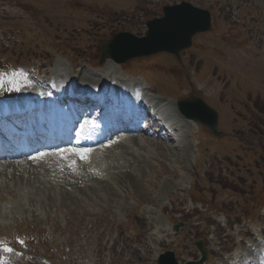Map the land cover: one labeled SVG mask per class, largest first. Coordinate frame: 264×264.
<instances>
[{
	"label": "rangeland",
	"instance_id": "374dc122",
	"mask_svg": "<svg viewBox=\"0 0 264 264\" xmlns=\"http://www.w3.org/2000/svg\"><path fill=\"white\" fill-rule=\"evenodd\" d=\"M183 1L211 13L209 32L193 38L180 61L158 54L120 67L171 103L199 97L218 113L223 134L189 122L179 141L120 142L102 152L120 155L106 158L103 181L0 175V235L17 244L13 234L21 233L36 244L16 264H155L167 251L184 264L198 260L196 242L226 262L243 249L236 233L252 239L249 223L264 230V126L250 111L264 114V0H10L26 19L0 16V68L49 63L52 73L63 64L77 84L90 76L92 86L98 79L90 74L107 61L99 64L103 43L122 31L142 36L163 6ZM107 68L122 76L118 66ZM15 84L3 81L0 97L17 94ZM9 202L12 208L1 209ZM218 219L234 241L216 227Z\"/></svg>",
	"mask_w": 264,
	"mask_h": 264
},
{
	"label": "water",
	"instance_id": "95a60500",
	"mask_svg": "<svg viewBox=\"0 0 264 264\" xmlns=\"http://www.w3.org/2000/svg\"><path fill=\"white\" fill-rule=\"evenodd\" d=\"M146 36L137 38L128 33H119L101 47L102 63L109 58L116 63L129 59L166 52L178 57V53L191 44V37L196 33L210 29V14L181 3L163 8V17L146 24ZM179 109L186 118L201 123L214 131L217 114L201 100L191 98L179 102ZM158 264H177L172 253L161 255Z\"/></svg>",
	"mask_w": 264,
	"mask_h": 264
},
{
	"label": "bare ground",
	"instance_id": "6f19581e",
	"mask_svg": "<svg viewBox=\"0 0 264 264\" xmlns=\"http://www.w3.org/2000/svg\"><path fill=\"white\" fill-rule=\"evenodd\" d=\"M112 66H116L111 60H107L106 61V64H105V67L104 68H102V69H99L98 70V72H100L101 74H100V76L101 75H106V76H108V72H109V68H107V67H112ZM63 67V66H62ZM89 68L92 70L93 68L91 67V66H89ZM92 77H88V76H82L81 77V79H80V81H79V83H78V85L80 84V85H87V84H90L91 82H93L94 80L93 79H91ZM88 81H90V83H87ZM162 100H163V98H161V99H159V102L157 101V103H160V102H162ZM172 107H174L175 108V104H174V102H173V104H172ZM175 110H173V114L176 116L175 118L177 119V122L180 124V126H178V127H176L177 129H178V131L180 130V129H182V127L184 128V127H187L188 126V124H189V122H192V121H190V120H187V119H184L183 118V116H181L180 114H178V112L177 111H175ZM176 128H173L172 130H173V132H175L176 131ZM132 141H136V143L139 145V143H140V139H138V138H136V137H128L127 139H124L123 140V142H121L122 144H124L125 145V143L127 144V145H129V144H131L132 143ZM140 145H142V144H140ZM63 152H65V151H63ZM33 161V159H31V162ZM98 163V162H97ZM93 167V171L95 172V173H97L98 171H99V164H98V166H97V164L96 163H94V165L92 166ZM41 168H43V167H41ZM32 169V173L31 174H33V175H35V176H37L36 174H35V170L33 169V168H31ZM26 170H23V172H25ZM37 171V170H36Z\"/></svg>",
	"mask_w": 264,
	"mask_h": 264
},
{
	"label": "snow or ice",
	"instance_id": "6c2138e0",
	"mask_svg": "<svg viewBox=\"0 0 264 264\" xmlns=\"http://www.w3.org/2000/svg\"><path fill=\"white\" fill-rule=\"evenodd\" d=\"M2 86H3V80H2V78H0V87H2ZM15 90L18 91L19 89L17 88ZM77 155H80L81 159H84V158H86L87 153H83V154L77 153ZM17 243L23 245L24 241L17 239ZM0 251H2L4 253H11V252H13V249L11 247L7 246L6 242L0 241ZM0 264H6V262L3 260L2 257H0Z\"/></svg>",
	"mask_w": 264,
	"mask_h": 264
}]
</instances>
